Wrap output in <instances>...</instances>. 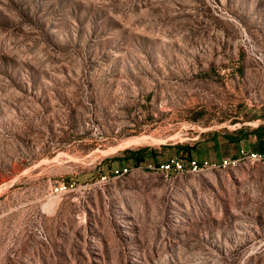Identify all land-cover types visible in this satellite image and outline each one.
<instances>
[{
	"label": "rangeland",
	"instance_id": "obj_1",
	"mask_svg": "<svg viewBox=\"0 0 264 264\" xmlns=\"http://www.w3.org/2000/svg\"><path fill=\"white\" fill-rule=\"evenodd\" d=\"M262 152L264 0H0V264H264Z\"/></svg>",
	"mask_w": 264,
	"mask_h": 264
},
{
	"label": "built area",
	"instance_id": "obj_2",
	"mask_svg": "<svg viewBox=\"0 0 264 264\" xmlns=\"http://www.w3.org/2000/svg\"><path fill=\"white\" fill-rule=\"evenodd\" d=\"M242 154V158H248V159H264V154L261 153H248L247 156L244 155V153ZM235 160H237V157L235 158H228L225 160H222L220 162H218V164L213 163V162H208V161H204L202 163H198L194 160H190L187 164H188V170L190 172H198L200 168H208L211 165H222V164H231L232 162H234ZM159 169L161 170V172L163 173H169L171 171H180L183 170V166L181 165L180 161L177 159H170L168 161H166V163L162 164L159 166Z\"/></svg>",
	"mask_w": 264,
	"mask_h": 264
},
{
	"label": "trees",
	"instance_id": "obj_3",
	"mask_svg": "<svg viewBox=\"0 0 264 264\" xmlns=\"http://www.w3.org/2000/svg\"><path fill=\"white\" fill-rule=\"evenodd\" d=\"M246 137V135H243V136H241V137H234L232 134H225V135H223V138L227 141V142H229L230 144H238L239 142H241L244 138ZM186 153V155H188L189 154V152L188 151H186L185 152ZM261 154H264V152H262ZM144 156L143 155H140L138 158H133L132 157V160H135V161H137V162H141V161H143L144 160Z\"/></svg>",
	"mask_w": 264,
	"mask_h": 264
},
{
	"label": "bare ground",
	"instance_id": "obj_4",
	"mask_svg": "<svg viewBox=\"0 0 264 264\" xmlns=\"http://www.w3.org/2000/svg\"><path fill=\"white\" fill-rule=\"evenodd\" d=\"M138 140H136V141H134V144H137L136 142H137ZM129 143V142H128ZM223 165V164H222Z\"/></svg>",
	"mask_w": 264,
	"mask_h": 264
}]
</instances>
